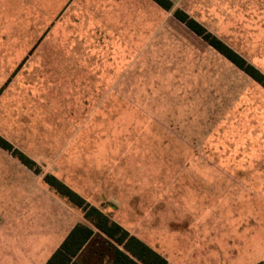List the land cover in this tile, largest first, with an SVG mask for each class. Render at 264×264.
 Here are the masks:
<instances>
[{
	"label": "rangeland",
	"instance_id": "374dc122",
	"mask_svg": "<svg viewBox=\"0 0 264 264\" xmlns=\"http://www.w3.org/2000/svg\"><path fill=\"white\" fill-rule=\"evenodd\" d=\"M28 1L38 7L39 25L47 30L48 19L63 12L66 0ZM198 1L214 4L209 18L218 37L232 39L264 69V0ZM141 11L138 31L126 26L119 39L89 40L86 63L76 57L64 70L56 59L55 71L48 62V40L32 41L25 31L17 36L12 15H6L0 32V135L45 162V172L63 177L172 264H253V255L264 250V202L252 196L256 177L241 184L194 178L192 152L208 144L203 134L216 121L185 104L192 97L179 102L175 57L146 55L150 49L144 45L158 26L152 19L144 24L149 11ZM194 11L200 17L206 13ZM61 17L62 23L66 17ZM167 28L168 46L174 48L175 33L186 37V31L174 22ZM71 43L75 48L79 42ZM117 80L120 87L111 88ZM253 88L247 97L255 95ZM57 96L65 102L52 123L46 113ZM160 112L168 115L157 121ZM12 242L6 254L0 247V264L43 261V251L35 248L19 257Z\"/></svg>",
	"mask_w": 264,
	"mask_h": 264
},
{
	"label": "crops",
	"instance_id": "0c3cea01",
	"mask_svg": "<svg viewBox=\"0 0 264 264\" xmlns=\"http://www.w3.org/2000/svg\"><path fill=\"white\" fill-rule=\"evenodd\" d=\"M150 1L155 3L153 0H138L133 8L126 6L122 0H66L63 12L56 19L55 17L48 19L47 26L50 27L46 30V25H39L40 12L33 2L0 0V32L4 30L2 22L7 19L6 15H12V22L14 21L16 25V35L23 34L25 31L32 41L48 40L47 57L49 64L51 63V69L55 71L56 59H58L65 70L73 58H81L80 61L86 63L83 58L89 56L87 43L89 40L103 42L107 39H119L120 31L105 28L102 23L96 24L98 19L95 15L96 5L99 4L105 11L115 13L114 19L122 14H127L131 18L133 11L137 17L141 10L145 11L147 8L149 18L145 16L143 22L145 24L147 20L151 22L150 19H152L158 26L155 32L158 37L154 36L155 33L148 37L144 48L150 51L146 55L151 56L156 53L163 55L166 52V56L175 57L178 60V63L173 65L174 73H176V87L179 86L181 90L179 102L183 103L184 98L192 97V101L185 104L197 106L200 115L204 113V116H209L208 120L216 121L214 127L203 134L209 138L208 144H201L196 151L192 150V175L197 179L201 177L208 179L210 184L229 183L228 181L241 184L256 177L257 189L252 196L264 202V97L258 96L262 93L261 91H264L259 89L264 87L173 15L174 9H183L218 36V27L215 28L209 18L213 13V3L204 2L200 3L202 6H199L198 0L191 2L172 0L173 10L166 11L164 17H159L154 12L157 6H153ZM48 3L50 4V0ZM196 7L206 10L204 16L200 17V14L194 11ZM169 13H172V22L186 31V37L180 34L179 38H176L175 33L174 48L168 46ZM62 15H65L66 19L61 23ZM153 15L154 18H152ZM140 23L141 21L136 25L135 18L134 31L136 26L138 28L141 26ZM156 37L158 40L154 42ZM219 38L248 60L232 39L226 36ZM72 41H78V46L74 48ZM38 47L37 45L33 50H38ZM185 58L187 59L184 60ZM257 68L264 73L262 67ZM189 78L200 85L199 90L189 84ZM117 83L120 82L117 80L112 83L111 88L120 87ZM250 87H254L255 95L247 97ZM184 90L188 93H184ZM20 150L25 153L23 149ZM27 155L36 161L41 173L28 168L0 147V201L3 203L0 208L2 216L0 247L6 254L9 244H13L14 240L19 257H24L26 252L33 248L42 250L41 254L45 257L40 264H46L70 231L85 220L81 211L51 190L43 177L44 174L51 173L74 189L71 183L55 172H45V162L39 161L28 153ZM236 164L240 166L236 168ZM233 168L238 171L231 172ZM129 231L132 233L131 230ZM132 234L135 235L134 232Z\"/></svg>",
	"mask_w": 264,
	"mask_h": 264
},
{
	"label": "trees",
	"instance_id": "16d2710c",
	"mask_svg": "<svg viewBox=\"0 0 264 264\" xmlns=\"http://www.w3.org/2000/svg\"><path fill=\"white\" fill-rule=\"evenodd\" d=\"M170 10H173V2ZM173 15L264 87V73L260 69L183 9H174ZM0 147L28 168L41 173L36 161L2 135H0ZM43 180L58 196L81 211L85 220L70 231L46 264H172L166 257L132 234L102 209L91 204L55 175L46 173Z\"/></svg>",
	"mask_w": 264,
	"mask_h": 264
},
{
	"label": "snow or ice",
	"instance_id": "6c2138e0",
	"mask_svg": "<svg viewBox=\"0 0 264 264\" xmlns=\"http://www.w3.org/2000/svg\"><path fill=\"white\" fill-rule=\"evenodd\" d=\"M122 2L125 3L126 6L135 7L136 3H138V0H122ZM155 4L159 5V7L154 8V12L159 17H164V14L166 11L170 10L172 8V0H155ZM96 17L98 18L96 20V24H103L105 28H113L116 31L124 30L125 32L129 30L126 28V26L131 27L134 24L136 14L133 11L131 18L127 14H122L118 18H113L115 16V13H112L111 11H105L104 8L101 7V5H96ZM169 22L171 23L173 18L171 16L168 17ZM136 30L138 31V26H136ZM156 69L153 67L151 71H155ZM189 84L193 88H197L199 90L200 85H198L194 80L189 78ZM206 90V86H204ZM56 100L58 103H54L51 107L48 113L46 115L49 117L50 122L55 123L61 112L62 108L61 105L65 102L63 100V97L57 96ZM167 112H160L159 114H156L155 119L157 121L163 119L165 116H167ZM142 131H146L145 129H141ZM215 241L208 240V244H214ZM207 247V246H206ZM208 255H212L211 248L207 249ZM253 264H264V250H262L260 253L253 255Z\"/></svg>",
	"mask_w": 264,
	"mask_h": 264
}]
</instances>
